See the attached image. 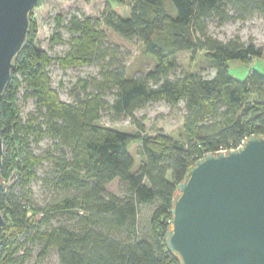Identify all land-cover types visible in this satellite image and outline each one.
Returning <instances> with one entry per match:
<instances>
[{
	"label": "trees",
	"instance_id": "obj_1",
	"mask_svg": "<svg viewBox=\"0 0 264 264\" xmlns=\"http://www.w3.org/2000/svg\"><path fill=\"white\" fill-rule=\"evenodd\" d=\"M110 1L127 3L131 15L122 17L108 2L99 17H56V29L70 35L62 56L36 45L38 25L34 10L30 13L26 43L0 98L2 181L7 184L0 194L6 219L0 229V264L27 263L34 245L40 262L55 250L59 264H181L166 237L174 197L189 167L207 152L236 147L252 134L264 135V74L251 69L245 79H237L229 64L263 56L264 46L253 37L223 40L209 31L210 22L222 27L264 17V0ZM103 27L138 42L153 57L154 67L139 76L129 75L121 64L113 67ZM51 40L62 42V33L56 31ZM189 51H203L214 75L180 72L178 55ZM53 62L63 68L101 64L98 91H88L90 83L82 80L84 95L74 88V101L63 100L52 85ZM106 90H113L112 103ZM20 93L25 102L35 103L26 118ZM158 100L184 103L182 134L155 130L150 135L135 117L137 109ZM105 109L116 118L131 117L137 130L98 123ZM45 138L52 146L37 153L32 145ZM133 143L141 144L137 167ZM45 161L51 168L43 180L57 198L35 206L31 184ZM116 180L122 194L108 190Z\"/></svg>",
	"mask_w": 264,
	"mask_h": 264
},
{
	"label": "water",
	"instance_id": "obj_2",
	"mask_svg": "<svg viewBox=\"0 0 264 264\" xmlns=\"http://www.w3.org/2000/svg\"><path fill=\"white\" fill-rule=\"evenodd\" d=\"M38 0H0V98L27 40ZM4 142L0 135V194ZM166 243L181 264H264V135L207 152L174 197ZM6 219L0 211V229Z\"/></svg>",
	"mask_w": 264,
	"mask_h": 264
},
{
	"label": "rangeland",
	"instance_id": "obj_3",
	"mask_svg": "<svg viewBox=\"0 0 264 264\" xmlns=\"http://www.w3.org/2000/svg\"><path fill=\"white\" fill-rule=\"evenodd\" d=\"M108 0H42L39 6L34 9V17L38 25V34L36 45L41 49L47 50L53 56H62L69 49L70 35L65 29H56V17L62 15L64 18H69L71 14H85L87 16H101ZM113 8L124 18L131 15L130 8L127 3H118ZM168 6L173 5L170 1ZM173 10L176 12V9ZM176 14V13H175ZM105 31V44L109 47L111 55L107 61H114L112 66L121 64L128 68V74L131 76H139L144 74L149 69L154 67V59L151 55L144 54L138 42H130L118 34L114 33L109 28L103 27ZM60 31L62 33V42H52L53 33ZM209 31L211 34L227 40L234 35H240L243 40H248L253 37L257 44L264 46V17L256 15L246 22H229L222 27H218L215 22H210ZM181 63L180 72H202L205 76L210 77L215 73L214 67L206 57L203 51L194 54L192 52H181L178 55ZM230 71L231 75L237 79H245L251 69L264 74V55L255 57L249 62L240 60H231ZM101 64L94 63L92 65H84L77 67L63 68L58 62H53L49 66L52 85L58 90L63 100L72 102L74 95L72 91L76 88L78 92L84 95L83 86L80 84L82 80L88 81V91L96 93V81L102 80ZM105 98L112 103L115 96L113 90H106ZM19 104L21 105L22 115L27 117L29 111L34 110L35 103L32 99L23 100L20 93ZM184 103L179 105H170L164 100L153 101L143 108L135 111V117L146 126V132L154 135L155 130H161L167 134L178 136L184 132L183 117ZM98 123L117 128L123 131L135 132L137 126L131 117L116 118L109 110H103ZM140 143L130 145V151L136 158V167L138 166L140 156ZM37 153L43 152L46 148L52 146V140L45 138L40 144L32 145ZM51 164L45 161L43 166L39 168V178L35 179L32 184L33 194L31 196L35 206H44L46 203L57 198V194L52 187L46 185L43 177L50 170ZM108 190L117 194H122L121 184L118 180L108 185ZM149 209L145 210L147 214ZM60 217H55L54 222L57 223ZM32 257L25 264H59L58 254L53 250L50 255L43 261H38V247L34 245Z\"/></svg>",
	"mask_w": 264,
	"mask_h": 264
},
{
	"label": "built area",
	"instance_id": "obj_4",
	"mask_svg": "<svg viewBox=\"0 0 264 264\" xmlns=\"http://www.w3.org/2000/svg\"><path fill=\"white\" fill-rule=\"evenodd\" d=\"M246 138L242 139L241 142L236 147H233V148H230V149H235V148H238L239 146H241ZM221 150H228V149H221Z\"/></svg>",
	"mask_w": 264,
	"mask_h": 264
},
{
	"label": "crops",
	"instance_id": "obj_5",
	"mask_svg": "<svg viewBox=\"0 0 264 264\" xmlns=\"http://www.w3.org/2000/svg\"><path fill=\"white\" fill-rule=\"evenodd\" d=\"M108 1L112 4V6L116 4V3H113V1H110V0H108ZM115 6H117V4Z\"/></svg>",
	"mask_w": 264,
	"mask_h": 264
}]
</instances>
